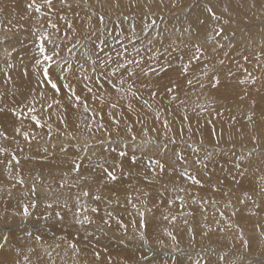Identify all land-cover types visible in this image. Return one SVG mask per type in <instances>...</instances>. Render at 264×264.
<instances>
[{
  "label": "rangeland",
  "instance_id": "374dc122",
  "mask_svg": "<svg viewBox=\"0 0 264 264\" xmlns=\"http://www.w3.org/2000/svg\"><path fill=\"white\" fill-rule=\"evenodd\" d=\"M28 2L0 0V264H194L198 253L201 264L209 260L213 264H264V0H177L175 6L172 0H163V4L161 0H138L135 6L120 0L119 8H110L111 0H107L103 9L96 0H88L90 8L84 7L83 0L79 8L69 0L71 10L62 9L59 0H54V7L69 19L77 11L86 17L94 8L105 11L110 28L121 21L125 36L129 25H134L140 39L133 43L144 47L145 70L149 66L157 69V73L149 72L135 81V97L104 85L105 104L100 115L112 139L118 141V147L113 145L117 152L112 153L97 144L99 140L108 143L106 132L92 136L84 127L91 122L95 129L91 112L84 113L82 107L69 110L65 127L61 123L64 107L42 108L44 101L33 104L40 90L33 29L53 30L48 28V17H38L27 9ZM125 15L127 21L123 20ZM51 19L61 26L62 35L64 21L56 14ZM153 20L155 24L147 32L140 31ZM85 22H76L81 31ZM221 28L222 36L228 37L217 38L222 47L205 41L206 35H214L213 29ZM72 43L75 40L69 33L62 47ZM195 43L206 49V55L181 75L179 56L184 55L187 62V50H179ZM154 54L155 58L149 59ZM61 56L73 62L76 59L67 51ZM167 64L172 68L159 71ZM205 65L208 76L203 75ZM214 71L220 81L215 86L210 82ZM66 82L73 84L90 107L98 106L99 101L93 102L84 88V83L90 82L77 81L75 76ZM173 82L179 87L168 93L166 88L173 87ZM45 92L46 97L54 95L50 88ZM61 99L66 107L67 100ZM113 102L118 104L114 110L109 108ZM29 106L36 112L30 113ZM109 111L120 120L119 136ZM129 124L131 134L126 130ZM25 132L29 133L27 138ZM86 139L92 145L87 153L91 159L78 161L81 176L88 177L82 180L70 172V161L79 154L73 145ZM145 140L152 143L146 145ZM164 144L166 148L157 146ZM64 145L66 152L61 151ZM121 149L128 153L126 157L118 155ZM133 154L136 163L131 161ZM147 156L160 159L165 170L147 168ZM100 164L117 179H107ZM65 172H69L67 177ZM74 183L79 187H70ZM33 186L37 196L29 191ZM83 190L90 195L80 198L86 210L81 208L79 218L88 215L92 222L77 224L73 212L80 205L74 197ZM96 195L100 200L93 199ZM64 197L68 198V209L63 206ZM30 199H38V208L23 218L17 214L21 201ZM48 202L53 203L52 209L46 208ZM92 208L98 211L93 213ZM56 211L63 220L54 215Z\"/></svg>",
  "mask_w": 264,
  "mask_h": 264
},
{
  "label": "snow or ice",
  "instance_id": "6c2138e0",
  "mask_svg": "<svg viewBox=\"0 0 264 264\" xmlns=\"http://www.w3.org/2000/svg\"><path fill=\"white\" fill-rule=\"evenodd\" d=\"M76 7H80L81 0H74ZM138 0H129V3L133 6L136 5ZM151 2V0H149ZM173 6H175L177 0H172ZM60 7L67 8L69 10L72 9L73 4L69 2V0H59ZM97 5L103 9L105 7V3L107 0H96ZM84 7L90 8L91 6L88 4V0H83ZM161 4H163V0H161ZM27 9L31 12L34 11L38 14V17H48L47 24L48 28L52 29L53 31L50 33L47 29L41 31L40 29H33V36L35 37L33 43L36 48V53L34 55V67L38 70L40 78L37 80V85L39 87V92L37 93L36 97H33V104L44 101L42 103V108L46 107L47 109H51L54 105L64 107V117L61 119V123L64 124L65 127L68 126L67 124V113L69 110L72 109H79L83 108L84 113L91 112L92 120L95 121V129H93V124L86 123L84 127L87 131L95 136L96 132H106L107 137L106 140L108 143H105V140L97 141V144L100 148H102L105 152H117L118 141L112 139V132L108 131V128L105 127L103 122V116L100 115L104 111V104H105V89L104 85L107 84L110 86L111 89L115 90L117 93H130L132 96H137V92L133 91L134 84L137 79L141 76H147L149 72L157 73V69L151 66L148 67L147 70L144 68V56L141 55V52L144 50L143 45L141 44L140 47H137L133 42L139 40V36L136 33V27L134 25H129L128 28V35L125 36V30L120 28L121 21L116 22L115 28H110L108 26V16L106 15L105 11H96L94 8H91L90 14L86 17H80L79 12H74L73 17L69 19L66 14L57 10L54 7V0H40L38 3L37 0H30V2L26 5ZM109 7L119 8L120 7V0H111V4ZM46 9V11H45ZM3 11V9H0ZM209 12H212V9H208ZM56 14L59 20L64 21L63 26V34L61 35L62 28L58 23L53 22L51 16ZM213 18H215L213 14ZM129 17L127 15L123 16V20L127 21ZM83 20L86 21L82 26V31L77 26V21ZM95 20V22H93ZM155 24L153 20L151 24H145L140 29L141 32H147V30ZM213 34H208L205 37V41L208 43H215L219 47L222 45L219 44L218 37H221L224 40H227V36H222L223 29H213ZM69 33H71V38L75 40V43H72L71 47L64 45L62 47V42L69 37ZM5 40L8 38L5 37ZM127 40V44L124 41ZM153 41L151 39L148 40V44L151 45ZM51 46L50 48L48 46ZM131 48V52L129 49ZM77 50L79 51V57H77ZM187 55V62H185L184 55L179 56L181 61L180 68H181V75H186L189 72L190 66L194 63L202 62V59L206 55V49L200 44L195 43L189 48L188 45H185L184 49H180L179 51L185 52ZM216 48H213L212 51H216ZM62 51H67L69 53V57L76 58L75 62L73 59L66 58L61 56ZM148 52L152 50L149 48L147 49ZM167 52V49L165 50ZM227 55V53H225ZM155 54L153 56H149V59H154ZM247 59V57H244ZM223 64V60L220 61ZM172 68L171 64H167L166 66H161L159 71H166L167 69ZM246 71V70H245ZM231 74V73H230ZM203 75L208 76L207 65L204 66ZM70 76H75L77 81H86L90 83H84V88L87 92L91 95V99L93 102L99 101L97 107L92 108L89 105L87 99H82L80 95L76 93V89L73 87V84L70 82H66L70 80ZM251 76V74H249ZM127 81H131L127 83V87L125 88V84ZM214 81V86L220 83L218 73H213V76L210 78V82ZM241 84L245 83L244 80L239 81ZM252 82H255V78H252ZM187 83L191 85L193 81L191 79L187 80ZM143 87L144 85L141 84ZM203 87V85H201ZM179 85L173 82V87L166 88L168 93L173 92L174 88H178ZM50 88L51 92L54 94L51 97H46L45 89ZM66 89L67 91H63ZM95 89V91H94ZM153 96L156 95L155 92L152 93ZM38 97V99H37ZM64 98L67 100V106L63 104ZM176 97L174 96L173 99ZM50 101V102H48ZM147 104V101H145ZM118 107V104L113 102L109 104V108L114 110ZM128 110L131 112L132 106L128 104ZM2 111V109H0ZM28 111L30 113L36 112V108L34 106H29ZM17 116L20 113H16ZM100 115V119L96 121V116ZM109 117L112 118V121L115 125L116 134L119 136V126L120 120L116 119L113 115L112 111L108 112ZM186 118V117H185ZM32 120L36 122L37 125L41 124V121L37 118L36 115H32ZM139 122V121H138ZM164 126L168 127V122L164 121ZM77 128L80 125H76ZM49 128V135H51V125H48ZM128 133L133 132V127L131 124L127 125L126 128ZM19 132V129H16ZM3 135V133H0ZM24 136L27 138L29 133L25 132ZM73 139H76L73 137ZM131 139L135 140V135H131ZM256 137H253L255 140ZM123 142V137H120L119 143ZM175 143L174 140L171 141ZM144 143L146 145L151 144V140H145ZM117 145V147H113V145ZM158 147L166 148L167 145H157ZM76 149L79 150V154H77L74 158L71 159V168L70 172L75 173L77 177L82 180H87L88 177L81 176V168L82 164L78 161H82L83 159H91L90 156L87 155L92 145L89 144L88 140H84L83 142L77 141L75 145H73ZM126 147V145H125ZM45 151H47L45 149ZM62 152L67 151V145L61 147ZM118 155L120 157H126L128 153L124 150H119ZM15 159V157H13ZM148 163L146 165L149 169H159V171L163 172L165 170V164L161 162L160 159H155L152 156L146 157ZM183 159V157H180ZM132 163L137 162V157L133 154L131 156ZM18 162V161H17ZM11 163V161H9ZM99 167L104 171L106 174L107 179L109 180H116L117 177L113 171H110L108 168L104 166V164H100ZM237 168H240L241 165L239 163L236 164ZM243 175V173H240ZM69 172H65L64 176L67 177ZM185 175H188L185 173ZM188 178L191 179L194 183L199 184L200 181L192 175H188ZM20 184H23V179L19 180ZM65 186L63 180L60 183V187L63 188ZM70 187H79L78 184L70 185ZM33 196H37V192L35 186H33L30 190ZM264 191V189H262ZM90 195L88 190H83L79 194L75 195L74 200L76 205H80L76 207V211L73 212V218L77 224H85L91 223V218L88 215H84L82 219H80V212L81 208H85V205L80 204V198L88 197ZM247 196V193H245ZM250 198V197H249ZM95 200H100V196L96 195L93 197ZM244 201L241 200V203ZM59 204V198L56 201ZM171 203V201H169ZM213 203H215L213 201ZM64 208L68 209V198H64L63 202ZM135 207V205H133ZM38 208V199H30L28 202L21 201V211L17 213L18 215L22 216L23 218H28L34 210ZM47 209L53 208V203L48 202L46 203ZM71 211V209H69ZM91 211L93 213L97 212V208H92ZM51 215V214H49ZM54 215L63 220V216L60 211H56ZM110 215V214H109ZM141 216L140 225L146 226L145 221L143 220L144 213H139ZM221 216L224 215L223 212L220 213ZM235 215V213H233ZM47 219L48 216H45ZM175 219V217H173ZM107 222V221H106ZM29 236L31 233L28 234ZM171 235V233H169ZM7 235L4 236V240L7 241ZM37 240L41 239V237L37 236ZM175 239V237H173ZM74 249L76 245H71ZM0 247H3V244H0ZM49 257H51V253H47ZM99 255L98 253L96 254ZM198 259L194 261V264H201L199 259V253L197 254ZM143 259H147L144 257ZM175 259V257L173 258ZM220 260H223L224 257L220 256ZM28 258L25 257V261ZM189 260L191 257L189 256ZM50 264H54V261H50ZM205 264H213L212 261H206Z\"/></svg>",
  "mask_w": 264,
  "mask_h": 264
},
{
  "label": "bare ground",
  "instance_id": "6f19581e",
  "mask_svg": "<svg viewBox=\"0 0 264 264\" xmlns=\"http://www.w3.org/2000/svg\"><path fill=\"white\" fill-rule=\"evenodd\" d=\"M190 33H191V32H190ZM7 35H8V34H7ZM4 47H5V46H4ZM38 189H39V188H38ZM40 190H41V189H40ZM40 193H41V192H40ZM38 194H39V193H38ZM62 197H63V196H62ZM62 197H61V198H62ZM48 198H49V197H48ZM64 198H65V197H64ZM62 199H63V198H62ZM21 225H22V224H21ZM5 228H6V227H5ZM5 232H6V231H5Z\"/></svg>",
  "mask_w": 264,
  "mask_h": 264
}]
</instances>
